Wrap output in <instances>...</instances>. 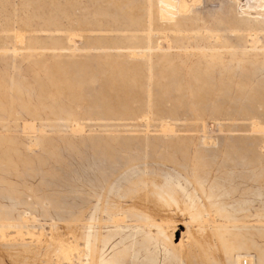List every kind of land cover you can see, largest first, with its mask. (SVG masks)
<instances>
[{
    "label": "rangeland",
    "instance_id": "rangeland-1",
    "mask_svg": "<svg viewBox=\"0 0 264 264\" xmlns=\"http://www.w3.org/2000/svg\"><path fill=\"white\" fill-rule=\"evenodd\" d=\"M264 264V0H0V264Z\"/></svg>",
    "mask_w": 264,
    "mask_h": 264
},
{
    "label": "built area",
    "instance_id": "built-area-1",
    "mask_svg": "<svg viewBox=\"0 0 264 264\" xmlns=\"http://www.w3.org/2000/svg\"><path fill=\"white\" fill-rule=\"evenodd\" d=\"M246 262H247V261H245L244 263L247 264Z\"/></svg>",
    "mask_w": 264,
    "mask_h": 264
}]
</instances>
